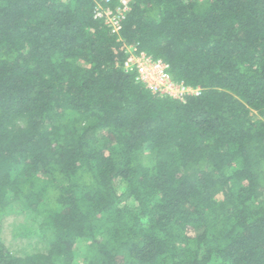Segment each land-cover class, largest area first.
<instances>
[{"label":"trees","instance_id":"16d2710c","mask_svg":"<svg viewBox=\"0 0 264 264\" xmlns=\"http://www.w3.org/2000/svg\"><path fill=\"white\" fill-rule=\"evenodd\" d=\"M97 2L0 0V264H264V0Z\"/></svg>","mask_w":264,"mask_h":264},{"label":"built area","instance_id":"2783aa9c","mask_svg":"<svg viewBox=\"0 0 264 264\" xmlns=\"http://www.w3.org/2000/svg\"><path fill=\"white\" fill-rule=\"evenodd\" d=\"M132 0H99L93 11L94 19L102 21L113 34L122 28ZM123 64L126 72H133L135 81L142 84L152 95L183 101L190 96H198L201 89L194 88L173 79L169 66L161 59H154L143 51L128 47Z\"/></svg>","mask_w":264,"mask_h":264},{"label":"rangeland","instance_id":"374dc122","mask_svg":"<svg viewBox=\"0 0 264 264\" xmlns=\"http://www.w3.org/2000/svg\"><path fill=\"white\" fill-rule=\"evenodd\" d=\"M78 249H79V253L82 254L85 251V244L84 243H80L78 245Z\"/></svg>","mask_w":264,"mask_h":264}]
</instances>
